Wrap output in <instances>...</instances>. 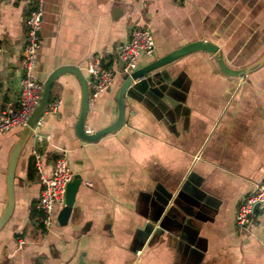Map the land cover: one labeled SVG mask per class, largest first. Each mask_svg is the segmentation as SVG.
Instances as JSON below:
<instances>
[{
  "label": "crops",
  "instance_id": "crops-1",
  "mask_svg": "<svg viewBox=\"0 0 264 264\" xmlns=\"http://www.w3.org/2000/svg\"><path fill=\"white\" fill-rule=\"evenodd\" d=\"M31 7L32 0H0V110L17 107L23 19ZM133 28L147 29L154 43L135 69L199 40L214 44L228 68H244L264 52V0H44L33 75L41 83L71 65L86 78L89 53L115 68V47ZM148 76L126 91L121 127L94 143L72 131L75 79L64 74L52 83L50 99L59 107L40 121L38 132L49 139L29 137L16 160L0 264H264V209L245 227L234 223L238 204L264 181V62L232 77L197 51ZM122 77L88 106L86 132L114 120ZM19 131L0 133V212ZM31 147L46 174L56 151L65 150L80 179L64 224L61 207L46 229L41 223Z\"/></svg>",
  "mask_w": 264,
  "mask_h": 264
},
{
  "label": "built area",
  "instance_id": "built-area-1",
  "mask_svg": "<svg viewBox=\"0 0 264 264\" xmlns=\"http://www.w3.org/2000/svg\"><path fill=\"white\" fill-rule=\"evenodd\" d=\"M44 0H32V7L23 19L24 35L20 56V77L18 81L17 107L0 110V133L12 128H21L36 104L41 83L33 75L39 47L38 32L42 21ZM154 50L152 35L145 28H133L129 32L128 39L115 47L117 67L107 68L102 64L99 54L89 53L84 59V72L88 90V106L100 94L108 91L116 74H128L136 68V62L140 57H150ZM59 100H48L41 116L31 128L30 138L35 143L47 141L48 135L38 132L43 116H49L56 112ZM33 166L37 172V181L40 186L35 203V209L41 214V223L46 229L52 222L56 207H62L64 192L67 183L73 175L68 168L65 150H57L52 159L49 174L40 168V156L34 147L30 149ZM264 209V181L253 185L252 190L238 204L234 213V223L238 228L249 224L254 206ZM22 242H18V247Z\"/></svg>",
  "mask_w": 264,
  "mask_h": 264
},
{
  "label": "water",
  "instance_id": "water-1",
  "mask_svg": "<svg viewBox=\"0 0 264 264\" xmlns=\"http://www.w3.org/2000/svg\"><path fill=\"white\" fill-rule=\"evenodd\" d=\"M202 51L207 53L208 55L212 56L217 69L220 73L226 76L232 77H241L242 75L246 74L247 72L255 69L261 63L264 62V52L260 55V57L254 61L252 64L248 65L244 68L239 69H230L228 68L224 60L217 49V47L207 41H192L181 45L173 49L172 51L168 52L167 54L163 55L162 57L155 59L146 65L134 69L133 71L129 72L128 74H124L122 77V81L119 84L117 91L115 93V108L116 114L114 120L109 123L108 125L94 131V132H86L84 130V119L88 109V90H87V83L86 78L84 75L74 66L65 65L59 66L50 71L46 77L41 82V87L38 95V99L36 101L35 106L31 110L25 125L20 128L18 136L12 145L6 162L5 168V196H4V203L3 207L0 212V229L4 225V223L9 218L12 206H13V175H14V168L16 164V160L19 156L21 149L23 148L24 144L26 143L27 139L30 137L31 128L33 127L35 121L41 116L42 111L44 110L50 95V88L52 83L61 75L69 74L71 75L79 88V105H78V113L77 117L72 125V131L74 136L83 143H94L102 138L104 135L112 133L118 130L122 123H123V116H124V103L123 98L126 94V91L130 87L131 83L137 79L143 78L145 82H150L151 78L148 76V73L151 71L161 68L162 66L182 57L192 52ZM80 179L78 175H73L72 179L67 183L64 192V201L63 206L58 212V221L61 224H64L66 218L68 216L69 211L71 210L73 204V197L76 191L77 185L79 184ZM261 210L256 205L252 209V213Z\"/></svg>",
  "mask_w": 264,
  "mask_h": 264
},
{
  "label": "trees",
  "instance_id": "trees-1",
  "mask_svg": "<svg viewBox=\"0 0 264 264\" xmlns=\"http://www.w3.org/2000/svg\"><path fill=\"white\" fill-rule=\"evenodd\" d=\"M49 100H50V95H49ZM32 167V165H30ZM40 226V225H39Z\"/></svg>",
  "mask_w": 264,
  "mask_h": 264
}]
</instances>
